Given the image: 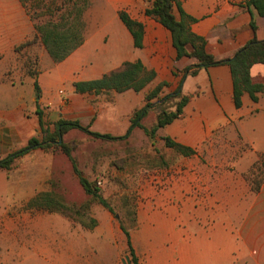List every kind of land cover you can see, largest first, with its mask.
<instances>
[{
  "label": "crops",
  "instance_id": "crops-1",
  "mask_svg": "<svg viewBox=\"0 0 264 264\" xmlns=\"http://www.w3.org/2000/svg\"><path fill=\"white\" fill-rule=\"evenodd\" d=\"M107 1L116 13L127 9L129 14V6L139 2ZM178 1L196 20L191 23V30L207 39V51L219 59L232 57L253 39L264 40V16L254 8L249 9L248 0ZM27 3V0H0V159L26 147L32 138L42 133V110L55 112L58 81L65 80L74 88L75 82L100 78L122 63L137 59L157 71V79L165 73H159L160 53L155 54L160 52L156 49L161 44L145 47L147 29L143 48H137L131 32L121 27L86 29L82 42L62 61L56 62L48 52L46 62L62 63L60 66L44 65L36 58L35 47L28 46L35 38L42 39ZM86 12L87 9L83 11L84 19L88 17ZM101 13L106 12L102 10ZM174 14L180 18L176 6ZM252 20L255 27L251 25ZM163 28L161 39L168 51L163 64L169 69L185 67L191 62L190 58L177 61L171 32ZM32 51L31 60L21 58V54ZM207 70L216 113L228 109L233 116L240 115L243 140L258 153H264V92L259 94L257 102L251 100L248 93L244 94L242 107L236 108L230 66L216 65ZM251 74L255 80H264V63L253 65ZM35 81L40 86V95L36 94ZM85 94H93L98 102L89 103L88 113L79 115L77 108L73 120L90 123L91 115L100 108L98 118L103 122L94 128L95 131L114 136L128 131L132 113L141 101L137 92L129 89L102 91L96 95L94 92L79 93L74 88L72 102L85 107L78 97ZM174 123L172 126L176 127L171 132L178 129L181 142L188 143L181 134L185 131L184 123L180 119ZM38 148L17 157L13 166L20 159L26 161V157ZM249 156L232 162L237 164V171H205L199 167L194 171L178 169L175 173L152 174L147 178L148 188L139 202L135 226L130 229L139 264H264V177L259 189H254L251 180L246 178V170L258 163L261 156ZM24 194L30 197L34 193Z\"/></svg>",
  "mask_w": 264,
  "mask_h": 264
},
{
  "label": "rangeland",
  "instance_id": "rangeland-1",
  "mask_svg": "<svg viewBox=\"0 0 264 264\" xmlns=\"http://www.w3.org/2000/svg\"><path fill=\"white\" fill-rule=\"evenodd\" d=\"M27 1L36 25L59 21L70 12L75 15L87 9L88 17L82 19L85 30L118 27L128 30L119 12L116 13L107 0ZM148 6V0H139L129 6L130 16L145 25L146 48L161 44L156 49L160 52L155 54L160 53L159 73H165L157 79L158 72L146 67L155 72L156 80L154 78L137 92L141 99L137 109L146 104V95L159 84L165 82L167 85L151 100L152 106L141 124L151 130L162 111H175L181 98L189 95L183 115L178 118L184 123L185 131L181 134L188 143L181 142L178 129L171 132L176 127L172 126L175 121L158 129L153 136L141 127H135L128 134H119L116 137L120 138L115 139L96 138L78 128L59 136L56 134L58 121L73 120L77 108L79 115L88 113L89 103H97L98 98L93 94L78 96L79 103L85 105L81 108V104L77 106L71 100L74 88L70 83L58 81L53 112L57 115L44 112L43 108L42 133L37 136L40 141L48 140L50 146L38 148L26 157V161L18 160L10 173L0 170V264H124L123 259L126 255L130 257V253L122 226L127 230L134 227L139 202L148 188L146 179L152 174L175 173L178 169L194 171L199 167L205 171H237V164L232 162L241 161L244 156L260 155L259 162L248 168L246 175L254 182L264 177V153H258L243 140L242 117L233 116L228 109L216 113L209 70L201 68L196 76L189 75L181 82V76H175L173 71L184 67H165L168 51L161 39L164 26L145 14ZM102 10L106 13H101ZM77 23L82 25L81 21ZM108 38L105 36L106 44ZM35 39L28 46L35 47L36 58L44 65L56 66L46 62L48 50L40 39ZM33 53L25 52L21 58L31 60ZM190 60L189 64L195 62ZM99 114L100 108H97L91 115V122L81 124L95 131L94 128L103 122ZM165 136L191 147L193 153L184 154L168 147ZM62 144L67 145L79 172L99 190L112 210L84 190ZM24 192L34 194L28 198ZM39 195L40 205H30L31 199Z\"/></svg>",
  "mask_w": 264,
  "mask_h": 264
},
{
  "label": "trees",
  "instance_id": "trees-1",
  "mask_svg": "<svg viewBox=\"0 0 264 264\" xmlns=\"http://www.w3.org/2000/svg\"><path fill=\"white\" fill-rule=\"evenodd\" d=\"M148 1L150 2V6L146 7L145 14L154 18L171 32L173 46L177 52V60H180L183 57H188L195 60V62L186 65L180 71H173L175 76H181V82L184 81V79L189 75L196 76L201 68L208 69L211 66L227 64L231 68L233 78L232 99L235 107H242L243 96L246 93L249 94L251 100L255 102L258 101L259 94L264 92V80H255L251 74V68L255 64L264 63V40L259 41L257 39H253L244 47L236 51L232 57L219 59L207 51V39L195 34L191 30L190 25L196 20L185 12L178 0ZM246 5L249 9L254 8L260 15L264 16V0H248ZM175 6L179 10L180 18H177L174 14ZM68 16H62L59 21H49V23L45 25H37V30L43 44L56 62L62 61L65 57H67L71 51L82 42L83 35L85 33L84 24L82 23L83 10L75 13V15L70 12ZM119 18L131 32L134 38L135 47L143 48L145 25L142 22L132 18L129 12L125 9L119 11ZM68 19H71L72 21L70 22ZM79 21H81V26H79L77 23ZM63 24H65V26H63ZM251 25L255 27L253 20ZM154 78L155 72L148 70L143 61L141 59H137L135 61H126L122 63L117 68H114L103 74L100 78L75 82L74 88L79 93L94 92L98 94L102 91L124 92L129 89L140 92L150 82H152ZM166 85L167 83L163 82L146 95V104L133 112L131 117V125L128 128L126 134L130 133L135 127H141L144 129L145 133H149L153 136L158 129L171 124L173 121L183 115L184 107L190 100L189 95H185L181 98L179 103L176 105L175 111H162L157 118L156 124L151 130L145 128L141 124L142 118L147 115L149 108L152 106L151 100L157 97L161 92L162 87ZM34 87L36 94L40 95V86L37 81H35ZM39 114H41V112H39ZM40 119L42 121V115H40ZM72 128L84 130L96 138H120L110 133L94 131L90 129L89 126L82 125L78 120L63 119L58 121L56 124V134L62 136L66 131ZM164 140L166 141V145L168 147L175 148L184 154L193 153V149L191 147L183 145L169 136H165ZM48 146H50V142L48 140L40 141L37 138H32L26 147L8 155L5 158L0 159V169L10 170L17 157L26 154L32 148H47ZM62 146L65 154L71 159L74 170L79 176L80 183L84 190L88 194H91L93 197H95L98 202L103 204L109 210H112L109 202L101 196L99 190L93 186L92 182L82 176V174L79 172L76 163L72 158L71 151L67 145L62 144ZM262 161L264 163V155L262 156ZM246 178L251 180L250 182L253 184L252 187L254 189H259L260 181L254 182V180L248 176H246ZM40 198V195L32 198L29 204L32 206H39L40 204L38 202ZM57 205L62 206L60 203H57ZM122 229L124 230V234L127 239L131 264H139L132 245L130 229L127 230L123 226Z\"/></svg>",
  "mask_w": 264,
  "mask_h": 264
},
{
  "label": "water",
  "instance_id": "water-1",
  "mask_svg": "<svg viewBox=\"0 0 264 264\" xmlns=\"http://www.w3.org/2000/svg\"><path fill=\"white\" fill-rule=\"evenodd\" d=\"M124 264H131V259L128 255H126L125 259H123Z\"/></svg>",
  "mask_w": 264,
  "mask_h": 264
},
{
  "label": "built area",
  "instance_id": "built-area-1",
  "mask_svg": "<svg viewBox=\"0 0 264 264\" xmlns=\"http://www.w3.org/2000/svg\"><path fill=\"white\" fill-rule=\"evenodd\" d=\"M99 184H100V182H99Z\"/></svg>",
  "mask_w": 264,
  "mask_h": 264
}]
</instances>
